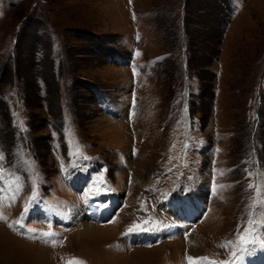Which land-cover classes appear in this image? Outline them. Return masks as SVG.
<instances>
[{"label": "rangeland", "instance_id": "374dc122", "mask_svg": "<svg viewBox=\"0 0 264 264\" xmlns=\"http://www.w3.org/2000/svg\"><path fill=\"white\" fill-rule=\"evenodd\" d=\"M85 196L112 211L72 218ZM252 242L264 0H0V264H230Z\"/></svg>", "mask_w": 264, "mask_h": 264}, {"label": "bare ground", "instance_id": "6f19581e", "mask_svg": "<svg viewBox=\"0 0 264 264\" xmlns=\"http://www.w3.org/2000/svg\"><path fill=\"white\" fill-rule=\"evenodd\" d=\"M80 180H81V177L80 176H78V178H75V182H80ZM73 186H76V185H73ZM97 205H98L97 203L95 204L94 202H92L90 200L89 197L86 196V197H84V203L82 205H80V206L85 207V209H79L77 207H80V206L73 205V206H70L68 208V212H70L72 210V212H71V217L72 218H73V216L75 217L76 214L78 216L87 215V217H85V219L87 220L88 218H92V217H95V216H99L100 217V216H104L105 214L108 215V210H110V212L112 211L111 205H108L105 208L97 207ZM109 207H110V209H109ZM124 207H125V205H124ZM73 210L75 212L74 213L75 215H73ZM114 221H115V219H113L111 221L112 223L110 222L107 225L113 224ZM103 226H105V225H103ZM84 228H86V231L83 234H85L86 238H90L91 237V234H92V231H93V227L92 226H90V227H88V226L85 227L84 226ZM83 234L80 233L79 234V237L81 238ZM172 238H175V235L174 234H173ZM171 239H169V240L171 241Z\"/></svg>", "mask_w": 264, "mask_h": 264}]
</instances>
